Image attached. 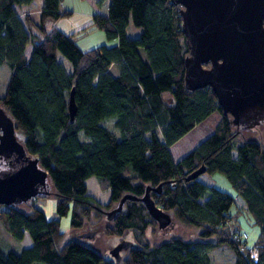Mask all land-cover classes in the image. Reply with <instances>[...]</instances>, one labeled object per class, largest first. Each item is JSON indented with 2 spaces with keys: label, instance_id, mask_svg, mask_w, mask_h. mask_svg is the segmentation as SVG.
Returning <instances> with one entry per match:
<instances>
[{
  "label": "trees",
  "instance_id": "trees-1",
  "mask_svg": "<svg viewBox=\"0 0 264 264\" xmlns=\"http://www.w3.org/2000/svg\"><path fill=\"white\" fill-rule=\"evenodd\" d=\"M35 5V0H0V64L9 69L0 105L25 151L46 169L55 213L69 208L68 224L79 228L91 214L100 216L115 205L122 193L140 196L145 185L159 184V190L149 191L155 203L198 230L195 238L175 234L139 241L112 262L83 239L64 240L59 217L46 218L31 201L25 209L0 204V225L14 239L21 240L24 231L31 239L16 251L0 249V264H210L207 249L219 242L232 250L233 264H264V143L237 139L240 131L222 114L208 86L185 88L188 49L178 5L107 0L106 11L92 13L88 26L113 43L82 49L52 23L70 13L59 0H41L37 20L28 11ZM129 21L141 29L137 35L126 34ZM56 53L68 60L69 70ZM72 87L76 111L70 121L66 105ZM212 111L219 118L209 134L174 160L171 143ZM107 118L116 131L102 123ZM201 165L203 173L224 175L234 194L197 175L187 178ZM90 175L108 191L104 209L86 192ZM123 201L110 219L105 217L103 234L143 233L157 225L140 200ZM240 213L256 228L250 242L256 245V260L238 248L240 241L244 248L250 244L248 236L237 241L226 226L244 230Z\"/></svg>",
  "mask_w": 264,
  "mask_h": 264
},
{
  "label": "water",
  "instance_id": "water-1",
  "mask_svg": "<svg viewBox=\"0 0 264 264\" xmlns=\"http://www.w3.org/2000/svg\"><path fill=\"white\" fill-rule=\"evenodd\" d=\"M178 5L180 28L188 52L183 81L187 89L208 86L222 114L236 129L264 120V0H169ZM68 118L76 111L73 87L67 94ZM203 165L191 171L193 178ZM48 173L35 155L25 151L14 121L0 105V204L25 203L35 195L50 194ZM156 186H144L140 196L122 193L117 203L103 210L105 217L121 208L123 200H140L158 227L170 225L171 215L149 195ZM93 236V230L79 232Z\"/></svg>",
  "mask_w": 264,
  "mask_h": 264
},
{
  "label": "rangeland",
  "instance_id": "rangeland-1",
  "mask_svg": "<svg viewBox=\"0 0 264 264\" xmlns=\"http://www.w3.org/2000/svg\"><path fill=\"white\" fill-rule=\"evenodd\" d=\"M60 7L66 8L70 10L69 14L61 15L62 17H70L71 14L76 15V17L81 16L80 13H84L88 9L91 8L90 4L87 0H59ZM103 1V0H101ZM36 5L29 8L28 11L31 13L32 17L37 20L38 18V9L41 4V0H35ZM96 2H100L99 0ZM102 4V2H101ZM103 8V6H102ZM90 11V10H88ZM79 12V13H78ZM63 22H60V25H63ZM126 34L128 36H134L139 33L141 30L138 26L133 25L131 21H129L125 26ZM72 39L78 46L82 48H89L99 43H113L112 39H107L104 36V32L98 29L97 27L91 28H81L77 31L72 32L71 34ZM57 59L62 63L66 70H69L71 65L69 64L68 60L56 53ZM8 72L9 69L6 64H0V93L3 92L5 82L8 79ZM219 118V113L214 111V113H210L205 118H203L200 122L195 124L189 131L185 132L181 138L177 139L176 141L171 143V152L173 151V156L178 155L181 156L183 153L187 152L194 145L204 136L209 134L212 130L213 125L216 123L215 119ZM112 122V118H107L106 120L102 121L105 126L111 127L113 130L116 129L110 126ZM239 135L237 139H259L264 143V120L257 123L252 127H245L239 129ZM187 133V134H186ZM175 157V156H174ZM208 174L205 172L199 173L197 176L202 180H208ZM212 179L215 181V186L217 185L221 189H226L230 193L234 194L233 188L229 185L227 179L224 175L220 172L215 171L213 173H209ZM86 183V192H88L95 201L101 205L102 209L105 208V201L108 197L107 189L101 188L98 185V182L95 180L94 176L90 175L85 180ZM49 190H52V187H49ZM28 201H31L33 205L39 206L43 214L46 218L57 217L58 214L55 213V197L53 193L46 195H35V197L30 198ZM27 201V202H28ZM26 203V202H25ZM25 203H19L17 206L26 208ZM69 208L67 212L59 217V225L60 229L63 231V239L67 240L70 237H76L79 239H83L87 244L92 245L97 251L104 256V258L109 259L112 262H116L119 258L123 256L124 250L132 246L133 244H137L139 241H144L147 239L149 242H154L160 239H163L167 236L178 234L183 238H195L197 233V227H193L190 225H185L181 221L177 220L176 218L171 215L172 223L170 225L164 226L163 228L157 227H147L143 233H135L129 230H124L122 235H112L108 236L103 234L102 228L104 225L108 224L109 220L105 218V214L102 212L100 216H94L91 214L89 218L84 219L83 225L79 228H72L69 222ZM240 224L244 227V230L248 236V242H252L251 239L253 238L255 232V228H252V225L249 224L248 216L245 213H240ZM93 230V236L90 237H79V232ZM22 240V239H21ZM18 239H14L12 235H10L1 225H0V249H19L22 244V241ZM207 252L210 254V264H233L232 260V250L225 242H219L216 245L210 246L207 249ZM33 264H45L43 262H36ZM96 264H104L103 260L97 262Z\"/></svg>",
  "mask_w": 264,
  "mask_h": 264
},
{
  "label": "crops",
  "instance_id": "crops-1",
  "mask_svg": "<svg viewBox=\"0 0 264 264\" xmlns=\"http://www.w3.org/2000/svg\"><path fill=\"white\" fill-rule=\"evenodd\" d=\"M87 1H88V3L91 6V8L88 9L90 11L87 10L84 13H80L81 16H78V17H76V15H73V14H71L70 17H62V16H59L58 18H56L55 20H53L52 23L58 29H61L65 33L70 34V37H71L72 32L77 31L78 29H81V28H84V29H87L88 28L89 29V28L93 27V26H91V27L88 26V24L91 22V15H92V13H94V12H100V13L101 12H105L106 11L105 8H106V1L107 0L101 1L102 4L99 3V2H96V0H87ZM102 6H103V8H102ZM64 9H66V8L64 7ZM66 10H68V9H66ZM70 10L71 9L69 8L68 11H70ZM60 22H63L64 23L63 24L64 26L60 25ZM212 113H214V111H212ZM217 119L218 118L215 119V122H216ZM183 135H184V133H183ZM170 146H169L170 155L173 157L174 160H176V159L180 158L181 156H183V155H181V156L174 155L175 156L174 157L173 156L174 153H173V151L171 152V147ZM207 176H208V180L207 181L204 180V181H206L208 184H214L215 185L214 179H212L209 174ZM223 190H226V189H223ZM234 200H235V202H236L237 205H242V199H241V197L239 195H234ZM241 227H243V226L241 225ZM243 229H244V227H243ZM254 232L256 233V228H255ZM21 241H22L21 246H27V245H29L31 243V239L28 236L27 232L24 231V234L22 236V240Z\"/></svg>",
  "mask_w": 264,
  "mask_h": 264
},
{
  "label": "built area",
  "instance_id": "built-area-1",
  "mask_svg": "<svg viewBox=\"0 0 264 264\" xmlns=\"http://www.w3.org/2000/svg\"><path fill=\"white\" fill-rule=\"evenodd\" d=\"M226 226L229 229V233H230V237L240 241V239H246L247 237V233L245 230H234L233 228L230 227L229 222H226ZM238 248L240 249V251H242L243 256H247L248 259H252V260H256V253H257V248L256 245L253 243H250L247 247H243V244L238 243Z\"/></svg>",
  "mask_w": 264,
  "mask_h": 264
}]
</instances>
